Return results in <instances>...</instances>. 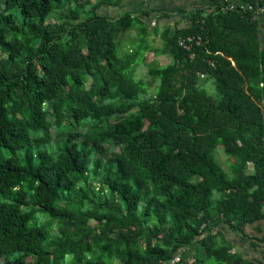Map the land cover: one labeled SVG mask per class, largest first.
Returning <instances> with one entry per match:
<instances>
[{
    "label": "trees",
    "instance_id": "1",
    "mask_svg": "<svg viewBox=\"0 0 264 264\" xmlns=\"http://www.w3.org/2000/svg\"><path fill=\"white\" fill-rule=\"evenodd\" d=\"M101 3L121 0H0V264H264L212 233L226 224L245 240L264 219V50L252 10L179 7L186 25L154 26L161 44L146 46L138 14L100 15ZM131 29L139 43L118 55ZM193 33L200 45H178ZM144 51L170 58L147 80L133 75Z\"/></svg>",
    "mask_w": 264,
    "mask_h": 264
},
{
    "label": "rangeland",
    "instance_id": "2",
    "mask_svg": "<svg viewBox=\"0 0 264 264\" xmlns=\"http://www.w3.org/2000/svg\"><path fill=\"white\" fill-rule=\"evenodd\" d=\"M89 4H85L88 8L90 4L98 2V0H88ZM81 2H85V0H81ZM200 0H121L119 5H112V4H98L96 8V12L100 15H104L107 17H118L121 13L125 11L133 12L134 14H138L141 19L149 25L147 29V35L145 37L146 46H159L160 43V34L154 33L153 27H164L170 26H184L186 25L185 20L186 18L178 12L177 8L182 7L184 10L191 9L192 7L198 5ZM149 11V15H144V11ZM14 17L18 22L22 20L19 11L16 8L11 10ZM165 12V13H162ZM167 15V16H165ZM50 21H58L56 17V13L51 15ZM138 32L136 29H131L124 31L118 37L119 44L117 46L116 52L118 55H122L128 50H134L139 43ZM170 58L167 55H155L152 52L144 51V59L140 60L139 63L133 69V75L135 78H144L145 80L147 77V69L150 66H163L169 62ZM204 84V89L207 93L214 96L215 98L218 97L217 90L212 82L211 79L203 80L202 84ZM54 139H57L55 137ZM224 153L221 147H218L214 152L215 160L220 163L223 168H225L224 164ZM213 194L212 197H214ZM49 218V217H47ZM46 217H42V220H46ZM56 220H51L47 222L46 227L50 228L51 224L53 223V229L51 232H56L58 227L56 225ZM92 221L90 222V224ZM194 248H192L190 256L193 257ZM31 257H28V259Z\"/></svg>",
    "mask_w": 264,
    "mask_h": 264
},
{
    "label": "crops",
    "instance_id": "3",
    "mask_svg": "<svg viewBox=\"0 0 264 264\" xmlns=\"http://www.w3.org/2000/svg\"><path fill=\"white\" fill-rule=\"evenodd\" d=\"M230 2L241 3L240 0H228ZM167 16V15H166ZM257 20V40L260 48L264 50V17L255 18ZM264 102V99H263ZM220 232L232 246L233 251H237L243 258L262 260L264 258V219H260L245 227V233L248 238L241 240L239 234H236L226 224L217 225L212 233Z\"/></svg>",
    "mask_w": 264,
    "mask_h": 264
},
{
    "label": "built area",
    "instance_id": "4",
    "mask_svg": "<svg viewBox=\"0 0 264 264\" xmlns=\"http://www.w3.org/2000/svg\"><path fill=\"white\" fill-rule=\"evenodd\" d=\"M239 9V10H245V9H251L252 10V17L254 18H261L264 17V6H259L256 9H252L250 5L248 4H244V3H236V2H230V4L225 5L222 7V9L226 10V9ZM236 9V10H237ZM202 36L200 34L197 33H193V34H187L185 36H180L177 39V43L179 46H181L182 48L186 49V50H192V48L194 46H198L202 43ZM190 56L193 57L194 56V52L190 53ZM210 65H213L211 61H209ZM201 77H204V74H200ZM179 260V255H176L175 257H173V259L169 262V263H165V264H175L177 261Z\"/></svg>",
    "mask_w": 264,
    "mask_h": 264
},
{
    "label": "water",
    "instance_id": "5",
    "mask_svg": "<svg viewBox=\"0 0 264 264\" xmlns=\"http://www.w3.org/2000/svg\"><path fill=\"white\" fill-rule=\"evenodd\" d=\"M237 1V0H236ZM206 77H207V75H205L204 77H199V80H198V82H197V85H200L202 82H203V80L204 79H206Z\"/></svg>",
    "mask_w": 264,
    "mask_h": 264
},
{
    "label": "flooded vegetation",
    "instance_id": "6",
    "mask_svg": "<svg viewBox=\"0 0 264 264\" xmlns=\"http://www.w3.org/2000/svg\"><path fill=\"white\" fill-rule=\"evenodd\" d=\"M162 13H165V12H162ZM166 16V15H165Z\"/></svg>",
    "mask_w": 264,
    "mask_h": 264
}]
</instances>
